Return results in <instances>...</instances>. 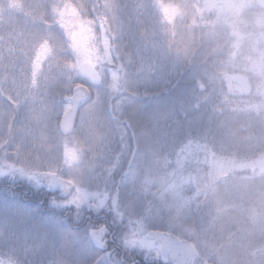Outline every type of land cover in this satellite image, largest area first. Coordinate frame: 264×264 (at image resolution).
Instances as JSON below:
<instances>
[{"label":"rangeland","instance_id":"obj_1","mask_svg":"<svg viewBox=\"0 0 264 264\" xmlns=\"http://www.w3.org/2000/svg\"><path fill=\"white\" fill-rule=\"evenodd\" d=\"M107 2L112 6L113 19L101 30L97 27L100 22L94 19L97 13L92 0H0V184L6 189L16 180L43 189L44 184L38 176L46 172L76 187L74 195L66 201H60L55 193L51 195L52 204L67 208L66 205H73L77 198L85 208L89 202L105 201L101 207V213L105 214L82 227L80 233L70 236L58 228L54 220L43 221L35 213L12 203L10 198H0V264H19L20 261L23 264H95L91 229L104 223L108 225V244L119 241L122 249L130 254L129 259L122 250V261L133 260L137 264L136 256L160 252L159 246L148 238L151 231L185 239L199 225L195 236L200 247L191 243L196 256L189 264H264V257L256 254L253 258L255 253L250 252L255 247L252 229L247 228L234 237L227 231L224 221L215 214L210 218L208 213L215 209L214 212L221 215L214 198H223V190L234 191L259 182L261 173L254 178L244 174L239 179L232 176L219 181V178L227 174L224 164L232 159L264 151V131L251 129L254 116L247 115L241 117L245 123L240 125L239 120H233L216 132L210 128V120L215 119L208 113L206 103L199 107L189 103L183 109L176 108L182 104L176 103L177 96L181 92L186 96L187 86L176 94L172 90L163 91L167 59L165 56L158 59L154 51L155 45L157 47L166 38V35L156 36V27L167 18L174 24H182L191 34L189 26L192 28L196 22L220 24L224 31V35H220L222 41L235 40L225 35L227 30L245 39L241 24L244 21L250 27L252 24L256 33L261 32L257 35H264L259 19L264 0ZM80 5L84 6L83 10ZM160 13H167L169 17ZM46 22L56 26H48ZM44 40L50 47L51 60L47 67L42 62L47 55L38 58ZM63 41L68 43L65 49L59 46ZM77 41L81 42L79 47L74 46ZM204 42L205 37L196 57L198 62L207 59ZM191 45L189 42L190 53ZM85 48L90 54L87 61L83 55ZM34 49L36 62L31 64L30 55ZM221 60L214 59L213 64L222 69ZM117 62L122 64L121 71H118ZM86 63L90 67H83ZM184 72V79L188 81L202 79L207 74L203 67L193 66ZM122 81L128 99L119 98L114 112L117 115L122 112L119 119L129 122L121 132L127 149L124 154L131 161L129 167L120 169L119 178L114 180L110 174L121 154H112L109 148L122 145L115 141V135L118 141L124 136L111 128L109 120L112 118L104 115L103 106L120 94L118 86ZM79 82L91 89L92 98L98 101L102 114L97 116L95 105L87 114L81 109L74 133L64 137L55 130L56 120L72 106L68 98ZM133 82L139 83L141 93L135 103L129 99L135 94L130 87ZM57 88L58 92L54 90ZM144 88L147 90L142 92ZM178 112L181 116L176 115ZM145 120L150 122L151 131L143 128ZM131 132L132 142L128 140ZM186 138L192 143L182 148L188 150L182 162L181 158L165 166L167 157L162 151L172 153L170 148L174 145L177 152ZM133 142L136 149L132 151ZM211 142L214 143L212 148L206 147ZM226 156L229 158L224 159ZM168 159L171 161V155ZM100 162L108 167L102 175L106 178V186L103 183L98 186L95 181L81 186V177L96 176L94 170L104 168L99 166ZM125 172L128 175L123 177ZM117 181L121 183L119 190ZM214 181L218 189L211 187ZM115 192L119 195L117 211L123 222L121 232H116L108 223L107 215L112 211L109 204ZM83 218L86 222L89 216ZM230 237L233 239L228 243ZM225 238L227 244L221 246L219 240ZM241 249L247 251L245 257L241 256ZM160 261L172 263L170 257H162ZM101 262L105 264L103 259Z\"/></svg>","mask_w":264,"mask_h":264},{"label":"trees","instance_id":"obj_2","mask_svg":"<svg viewBox=\"0 0 264 264\" xmlns=\"http://www.w3.org/2000/svg\"><path fill=\"white\" fill-rule=\"evenodd\" d=\"M101 2L102 0H92L94 9L96 11L95 13H97L95 14L96 16L94 19L96 18L97 21L100 22L97 26L98 29H101L102 24L100 19ZM160 14L161 16H168L167 13ZM169 20L170 19L167 18L165 21L161 20V22H158V26L156 27V36L163 37L166 35V38L164 41L162 40L157 47L155 45L154 51L155 56H157L158 59H160L161 56H165L167 59V72L166 76L163 77L166 85L163 91L172 90L176 94L177 92L182 91L184 86H187L186 96L183 95L184 92H181L180 95L177 96L178 99L176 100V103L182 104L176 105V108L180 107L183 109V107L189 103L192 105V107L196 106V104H198L197 106L199 107L201 104L203 105L206 103V109L208 110V113H211L215 119L210 120V128L216 132H220V129L223 127V125H230L233 120H239L241 122L239 123L240 125L245 123L246 120L241 117L247 115L254 116V120L251 121V129L257 131L258 128V130L264 131V89L260 87V79L262 76H264V65H261L258 62L253 63L256 57L264 55V35H257L261 32L256 33L257 29L255 30V28L252 27V24L250 27L249 24L244 21L241 24L243 31L246 33L245 39H241L238 37L239 35H235L233 30H227L230 34L225 31V35L234 37L235 40L229 41L225 39L222 41L223 39H220V35H224V31L220 27V24L214 25L212 22H196L192 28L191 25L189 26V30L193 31V34H191L182 24H174ZM46 25H50L51 27L56 26L55 23L52 24L49 22H46ZM104 26H106V24L103 25V28H105ZM235 30L236 32H239L237 29ZM204 37V43L206 46L205 57L207 56V59H205L204 62L203 60L198 62L196 57H198L202 50ZM189 39L191 41H189ZM189 42L192 43L190 47L191 53L189 52ZM46 45L48 52L46 54L47 56L42 59V62L43 65H46L47 67V63L51 60V58L49 57V43ZM64 45L68 46V43L63 41L59 44V46L63 48ZM233 53H235V55H233ZM36 55L37 52L34 49L30 55L31 64L33 61L36 62ZM6 59L8 60V58ZM214 59H222V69L213 64ZM18 61H20V59ZM191 66L203 67L205 70H207V74L201 79L207 85L205 88H200L196 84V80L188 81L184 79V71L187 72ZM78 84L81 83L79 82ZM237 84L239 87H237ZM119 85L120 86H118V89L120 94L115 95L113 99H110L103 106V111L105 110L106 112L104 115L106 117L112 118L111 113L114 112L115 102L120 100L119 98L124 97L128 99V93L126 91L124 82L122 81ZM54 90L58 92L59 89L57 88ZM146 90L147 89L144 88L142 89V92H145ZM129 94L132 95V93ZM216 114H220L222 117L220 115L219 117ZM176 115L181 116L179 112ZM109 122L111 123V128L115 132H119L122 134V136H124L122 133L124 130L122 129L126 130L125 127H128V125H126V122L128 121L125 118L124 120L111 119ZM127 133L128 132H126V134ZM129 136L130 137L128 138L126 135V139L128 138V140L132 142L134 137L133 132H131ZM114 139L116 142L122 143V145H118L117 147L109 148L111 151H113L112 154H121L118 157L119 163L115 164V170H113L110 174L112 179L117 180L120 176V169L126 166L129 167L131 159L127 158V154H124V152L127 150L125 148L126 146L124 145L125 136L122 137L123 141L121 139L118 141L116 135ZM183 143L184 144L179 146L177 152V147L174 145L172 148H170L173 150L172 153L168 151H162L163 155H166L167 157V161L164 164L165 166L172 165L171 163L174 160H180L182 157L187 155L185 152L188 150H182V148L192 142L189 138H186L185 142ZM135 145L136 144L133 142L132 151L133 149H136ZM211 145L213 146L214 143H207L206 147L210 146L212 148ZM119 147H121L120 150H118ZM169 155H171V161L168 159ZM227 158L229 157H224V159ZM189 159L191 158L189 157ZM189 159L187 162H190ZM182 160L183 158L181 159V162ZM261 163H263V166H261ZM99 166L104 168H98L97 171L94 170V173L100 174L102 176L108 167H106V164L103 162H100ZM224 170H228L226 172L227 174L224 173L222 177L219 178V181H222L223 179L228 180L232 176H238L239 179V176L243 174L250 178H254L258 173L262 174V176L259 178V182L255 181L244 188L234 191L224 192L223 190L221 192L223 198L219 197L220 201L219 199L216 200V198H214V200L217 202V209H220L221 215L218 214L219 212L215 213V209V212L208 211V213L210 214V218H213V215L215 214L217 218L224 221L227 231L231 232L234 237L247 228L252 229V238L254 241L252 245L255 247L252 248L251 244L248 245L252 248L250 252L255 253L252 255V257L254 258L257 256L256 254L264 257V151L260 150L255 154L245 155V158L240 156L235 160L232 159L230 162L224 164ZM260 180H262V182H260ZM211 183H213L211 184V187L218 189L216 181ZM9 184L12 186L11 189L8 186L5 189V187L0 184L1 199L9 200L10 198L12 203L16 204L22 209H26L35 213L36 217L42 219L43 221L44 219H47V221L54 220L58 228L70 236L71 233H80L82 229H84L82 227H86L87 224L91 225L94 223L93 221L97 219L95 216H92L91 219L89 218L85 222V218L83 217L89 216V213L85 208L81 207V205L77 206L75 203H73V206L61 208L58 204H52L49 201V197L54 194L52 191H48L46 192L47 194H45L43 193L44 188H34L25 182L16 180L13 183L10 182ZM209 193L210 192L208 191V197ZM204 206H207L205 202ZM81 208H83L84 211H81ZM69 210H71V214L68 213ZM103 214L105 213L102 212L101 215ZM107 216L109 221L108 223L113 226L116 232H121L123 229V222L120 220L121 217H119V212L117 214L111 212L110 215ZM210 221L212 220L210 219ZM198 228H196V230L191 235L186 236L185 240L200 247L199 239L195 236ZM232 239L233 238L230 237L228 243H230V240ZM219 242H221V246H225L227 244L226 238L219 240ZM92 249L94 261H96L95 264H101L102 259L104 260L105 264H131V262H133V260L131 262L121 260L123 258H120V256L122 255L123 251H126L125 255L129 259L130 257L128 256H130V254H127V250L122 249L121 243L119 241H116V244L112 245L107 243L106 248L97 247L93 242ZM94 251H96L95 254ZM240 251L241 256L245 257L247 251L245 249H241ZM143 258L144 257L136 256L134 259L138 261L137 264H165L160 260L155 261L154 259L144 261Z\"/></svg>","mask_w":264,"mask_h":264},{"label":"water","instance_id":"obj_3","mask_svg":"<svg viewBox=\"0 0 264 264\" xmlns=\"http://www.w3.org/2000/svg\"><path fill=\"white\" fill-rule=\"evenodd\" d=\"M115 47L112 48V53L114 54ZM83 67L87 68L90 67V64L86 63ZM118 71L122 70V64L118 62L117 64ZM80 89L75 88L73 90L72 97L79 96L78 100L72 101V106L68 109L67 115L64 114L63 120V128L67 130L63 136H70L74 133L76 123L78 120L79 112L81 110V106L84 104L85 100L87 99L86 95H80L83 92L85 85H81ZM92 96V94H91ZM65 112V113H66ZM128 175V172L124 173V177ZM38 180L44 183L45 189L58 191L60 193V197L62 199L69 198L75 191V185L72 182L63 180L59 178L55 174H50L46 172H42L38 176ZM119 202L118 194H114L110 201V207L114 213L117 212V206ZM80 201L76 199V204H79ZM97 204L95 203H88L86 205L87 211L91 212L93 215H100V208L96 207ZM95 209L96 211H92ZM97 232L92 233V239L96 246H98L96 241ZM104 236L102 237L103 240ZM149 240L154 242L155 245L160 247L159 253H154L153 256L155 260H159L161 257H170L175 264H189L190 261L196 256L195 247L188 241L182 240L174 236L173 234L159 232V231H151L148 234ZM100 247V246H98ZM105 247V246H103ZM150 255H146L144 257L145 260L148 259ZM209 264V263H206Z\"/></svg>","mask_w":264,"mask_h":264},{"label":"clouds","instance_id":"obj_4","mask_svg":"<svg viewBox=\"0 0 264 264\" xmlns=\"http://www.w3.org/2000/svg\"><path fill=\"white\" fill-rule=\"evenodd\" d=\"M80 8H81V10H83L84 6L80 5ZM100 19L102 21L101 30H104V28H103L104 24H110L112 22L113 10H112V6L107 2V0H105V2L100 6ZM259 19L261 21V26L264 27V8H262L260 10ZM46 44H47V41H43L41 46L46 45ZM38 51H39V48H37V52ZM233 55H235V53H233ZM257 62L260 63L261 65H264V55L256 57V59L253 61V63H257ZM196 84L200 88H205L207 86L206 83H204L201 79H197ZM81 87L82 86L79 84L76 85L77 89H80ZM130 87L133 88V91L135 94L133 96L129 97V99L132 103H135L136 99L139 96H141L140 85L137 82H133L130 85ZM260 87L262 89H264V76H262L260 79ZM80 95H86L87 96V99L85 100L84 104L81 106L82 111L85 114H87L89 112L90 108L93 105H95L97 107V116L99 117L102 114V109L99 107L98 101L93 100V98L91 96V89L89 87H84V90H83V92L80 93ZM117 105H119V100H117ZM119 115H123V113L121 112ZM119 115H117L115 112L111 113L112 119H114V120L119 119ZM63 120H64L63 116L58 117L56 120L55 130L59 135H64L65 132L67 131L63 128ZM149 125H150V122L145 120L143 128L151 131ZM73 130H75V129H73ZM84 155H87V152H85ZM93 181H95L98 186L101 183H103L104 186H106V178L99 175V174H97L96 176H93L91 174H87V175L80 178L81 186H83L86 183H91ZM81 211H84V209L81 208ZM92 211H96V210L92 209ZM85 235H87V234L85 233ZM19 264H23V261H20Z\"/></svg>","mask_w":264,"mask_h":264},{"label":"snow or ice","instance_id":"obj_5","mask_svg":"<svg viewBox=\"0 0 264 264\" xmlns=\"http://www.w3.org/2000/svg\"><path fill=\"white\" fill-rule=\"evenodd\" d=\"M80 43H81L80 41H77L74 46L79 47ZM47 52H48L47 45H42L41 46V50L38 52V58L46 55ZM83 55H84V58H85L86 61L89 60L90 54H89V52L87 51L86 48L83 50ZM78 99H79V96H75V97L70 96L68 98V101H74V100H78ZM65 114L67 115V112ZM104 203H105L104 199H99L96 207L97 208H101L104 205ZM66 206H73V205H66ZM107 229H108V225L107 224H102L98 229L97 228L91 229V231L98 233L97 236H96V241H97L98 246L103 247V246L106 245V242L102 241V237L106 234V230Z\"/></svg>","mask_w":264,"mask_h":264},{"label":"flooded vegetation","instance_id":"obj_6","mask_svg":"<svg viewBox=\"0 0 264 264\" xmlns=\"http://www.w3.org/2000/svg\"><path fill=\"white\" fill-rule=\"evenodd\" d=\"M120 181H117V187H118V189H119V187H120ZM53 193H55L56 195H58L59 196V198H60V193L58 192V191H52ZM75 193V192H74ZM74 193L69 197V198H67V199H65V200H63V201H66V200H69L73 195H74ZM115 194H118L117 192H115ZM114 195V194H113ZM76 199L77 198H75L74 199V203H76ZM90 203V202H89ZM93 203V202H92ZM77 206H80L81 205V202L79 203V204H76ZM109 207H110V204H109ZM86 208V207H85ZM87 211V210H86ZM88 213H89V218H91V215L93 216V214L92 213H90L89 211H87ZM112 213H114L113 211H111ZM72 213V212H71ZM91 214V215H90ZM114 214H117V212L116 213H114ZM100 215H101V208H100ZM100 215H98V217L100 216ZM96 216V215H95ZM97 217V216H96ZM102 222V221H101ZM98 228V227H97ZM107 232H108V229L106 230ZM104 237H105V235H104ZM152 259V257L150 256L146 261H149V260H151Z\"/></svg>","mask_w":264,"mask_h":264}]
</instances>
